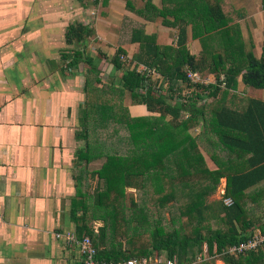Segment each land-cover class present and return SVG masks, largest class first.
Listing matches in <instances>:
<instances>
[{
	"label": "trees",
	"instance_id": "trees-1",
	"mask_svg": "<svg viewBox=\"0 0 264 264\" xmlns=\"http://www.w3.org/2000/svg\"><path fill=\"white\" fill-rule=\"evenodd\" d=\"M126 3L139 17L177 30L178 39L176 45H162L156 33L134 28L131 42L139 44L133 56L136 65L125 68L121 57L127 51L120 47L112 62L122 75L110 81H104L100 66L106 53L94 56L76 49L63 54L70 59L67 68L85 65L87 71L76 133L85 146L76 153L72 215L79 237L89 236L98 260L107 263L154 257L163 264H192L207 248L209 256H220L226 264H264V245L239 255L227 252L258 229L264 235V101L247 97L250 87L264 89V45L260 58L248 49L240 27L247 13L236 9L232 0H161L159 5L145 0L140 8L133 0ZM189 26L202 46L199 57L188 45ZM95 33L89 25L72 23L66 42L84 44ZM204 71L216 81L205 85L189 76ZM153 75L162 78L160 87ZM185 85L197 90L182 97ZM165 86L167 94L162 93ZM128 93L135 105H144L151 114L134 116L125 104ZM207 98L213 100L201 104ZM201 125L202 131L193 135ZM101 158L106 161L100 169L87 168ZM94 176L102 187L90 193L89 179ZM223 178L224 202L215 208L208 197ZM128 187L138 192L130 206ZM166 210L172 213L171 226L164 223ZM96 220L103 221L98 230L91 225Z\"/></svg>",
	"mask_w": 264,
	"mask_h": 264
},
{
	"label": "crops",
	"instance_id": "crops-1",
	"mask_svg": "<svg viewBox=\"0 0 264 264\" xmlns=\"http://www.w3.org/2000/svg\"><path fill=\"white\" fill-rule=\"evenodd\" d=\"M40 1L46 10L52 9V0ZM55 1L54 7L63 9L66 16L73 1L77 9L85 7L80 0ZM117 1L126 3V0H108V9H112L110 14L119 21L104 18L116 27L114 32L108 27V34L114 38L123 22L118 10H113L117 8ZM153 2L159 5L161 0ZM35 3L36 0H0V264H83L79 246L66 238L69 233L80 238L72 215L77 198L76 153L84 146L83 140L76 137L86 98L83 66L68 73L55 66L51 56L54 52H4L5 38L12 34L7 29L13 23H27L32 15L28 10ZM134 3L143 7L145 0H134ZM232 4L247 13L240 21L242 38L248 49L260 58L264 45L263 0H232ZM74 18L71 17L68 26L76 22L89 25L96 29L94 36L102 40L104 34L101 35L98 23L94 26ZM132 22L125 24V27L132 26L129 42L120 47L133 55L139 51V44L131 42L134 28L156 33L159 44L174 45L173 40L177 43V30L162 25L161 21L153 23L141 18L135 25ZM46 27L49 34L59 29L53 20L41 23V29ZM195 43L200 40L193 38L189 26L188 45L193 53ZM117 45L113 42L108 49L117 52L120 48ZM42 53L45 56L39 57ZM45 64L50 66L49 73L43 70L38 76V65ZM243 87L245 84L240 78L239 92ZM248 95L264 101V89L251 87ZM130 110L136 115L148 113L144 105H134ZM224 186L226 190V178ZM58 233L64 236L58 237Z\"/></svg>",
	"mask_w": 264,
	"mask_h": 264
},
{
	"label": "rangeland",
	"instance_id": "rangeland-1",
	"mask_svg": "<svg viewBox=\"0 0 264 264\" xmlns=\"http://www.w3.org/2000/svg\"><path fill=\"white\" fill-rule=\"evenodd\" d=\"M122 1H125V0H122ZM36 2L37 4L35 3V6H34L35 8L33 7L28 10V12H32V15L30 16V19L28 20L27 23L23 24V22H21L19 25H17V23H13L7 29L9 30V32L12 30L11 31L12 34H11V37L9 36L5 38L6 41H5L4 52H54L53 53L54 55H51V56L54 59L55 66L63 68V69L67 68L68 63L70 62V59H63V54H66L68 52H73L76 49H84L85 52H89V54H93L94 56H99V52H105L106 55L107 54L108 55L107 57L103 58V61L100 63L101 69L103 70L102 76H103L104 81H110L112 78L118 79L121 77L122 70H116L114 63L112 62L116 52L114 50L108 49V46L112 45L113 42L117 43L118 47H120V45L126 46L130 39L132 26L125 27V24L129 20H132L133 22L131 25H135L136 21H139V19H141L138 15L128 10L127 3L123 4L121 3V1H117L116 2L117 8L113 9L114 11L118 10L117 12L118 15L121 16L120 18H123L121 29L117 33L118 36L114 38L110 34H108L110 33V30L108 27H111L112 31L113 29L115 30L116 27L113 26V23H109L110 21H104V18H109V19H114L116 21H119L117 20V18L112 17V15L110 14V11L112 9H108L110 7L109 2L105 4L99 3L98 5H95L93 0H86L84 2L80 0L81 4L85 7L79 10L77 9V7H75L77 3L73 1L69 5L70 11L68 12L67 16H66V13L63 11V9H58L54 7L55 2H56L55 0H52V2L54 3L52 9H47V10L45 9L44 7L45 4L43 2H41L40 0H36ZM78 5L80 6L79 2H78ZM89 7H92V9H90ZM136 7L140 8L137 4H136ZM23 12H27V9H23ZM33 13L35 14L33 15ZM130 15L132 16L131 18L128 17ZM71 17L72 18L77 17L78 20L82 22L86 21L87 24L90 23L94 26L98 23L101 29V35L104 34V37L102 36V40L97 39L93 35L84 44H76V45L67 44L66 37L64 36L65 35L64 30L68 26L69 24L68 22L70 21ZM48 20H53L56 23L55 28H59L57 29V31H53L52 34L47 33L48 32L47 27L45 28V30H43L44 29L43 27H42L43 29H41V23L48 21ZM137 26H139V24H137ZM15 31H18V34L14 35ZM95 32H96V29H95ZM176 34H178V31ZM105 35L107 36V38H105ZM161 42H164V41L161 40ZM173 42L175 45L176 41L173 40ZM199 44L200 43H195V45L193 46V50L196 51L194 53L197 54L198 57L202 53V49H201L202 46L201 44L200 45ZM48 54L49 53H47V55ZM44 56H45V53H42L39 55V57H44ZM133 56L134 55L132 52L127 51V54L126 55L124 54L121 57V60L125 64L124 65L125 68L133 69L135 67L136 61L134 60ZM82 66L84 67L85 65H82ZM144 67H145L144 65H140L139 70L143 71ZM49 69H50V66H48L47 64L38 65V76L40 74H43L44 71L48 74L50 71ZM67 69H68L67 70L68 73L71 71L80 70V69L70 70L69 68ZM81 73H83L85 77L87 74V71L85 72L83 70ZM189 76L193 82L203 83L205 85L216 81L214 74L210 73L209 71H204L202 73H192V74L190 73ZM153 80L157 82V83L154 82L155 84H157V87H160L162 85V78L158 79L157 75L156 76L153 75ZM244 88L245 87L241 89V92L244 90ZM196 90L197 89L194 87L190 88L185 85L180 94L182 97H187V96L193 95V92ZM162 93L164 94L168 93L167 86L164 87V89L162 90ZM177 96L179 95L177 94ZM247 97L250 98V95H248V92H247ZM212 100L213 99L211 98H207L205 101H202L201 104H204V102H211ZM125 104L129 107H133L135 105L129 93L126 94L125 96ZM131 113L134 116H141V114L136 115L132 111ZM149 114L151 113L148 111L147 115ZM183 115L187 116L188 113L185 112L183 113ZM167 120H171V116L168 115ZM201 131H202V125L199 126L198 128L193 129L191 132L193 135H197ZM83 143L85 146L84 141ZM105 161H106V158H101L87 165V168L91 171L98 170L102 167ZM207 161L211 168H216V165L212 162L210 158L207 157ZM77 175H78V172H77ZM99 183H100V180L99 178H97V176L90 177L89 179L90 185H89L88 191L90 193H93L100 186L102 187V183L100 184ZM224 190H225V186H224V178H223L221 180L220 185L218 186L216 193L208 197V203L213 204L215 208H217L218 204L221 201L224 202ZM126 192L128 194L127 205L130 206L132 198L137 199L138 192H137V189L129 188V187L126 189ZM164 218H165L164 223H166L167 226H171L173 224L171 221L172 213L170 212V210H166L164 212ZM91 225L95 228V230L96 229L98 230V228L103 225V221L101 220L92 221ZM223 262L224 261L220 258V256H215V257L209 256L207 248H205V251L203 255L200 257V259L196 263H192V264H223Z\"/></svg>",
	"mask_w": 264,
	"mask_h": 264
},
{
	"label": "built area",
	"instance_id": "built-area-1",
	"mask_svg": "<svg viewBox=\"0 0 264 264\" xmlns=\"http://www.w3.org/2000/svg\"><path fill=\"white\" fill-rule=\"evenodd\" d=\"M192 74V73H191ZM226 204H231L230 199L225 200ZM58 237H63V234L58 233ZM66 238L69 242H72L79 246L81 254L84 256L83 264H163L161 258H132L119 263H107L101 262L98 260V250L94 246L92 239L89 236H84L83 238H78L76 234L69 233L66 235ZM264 245V235L261 231L255 233V235L247 241L241 242L239 245L231 246L228 249V253L232 255H239L241 253H247L259 249ZM166 264H177L175 260H168Z\"/></svg>",
	"mask_w": 264,
	"mask_h": 264
}]
</instances>
